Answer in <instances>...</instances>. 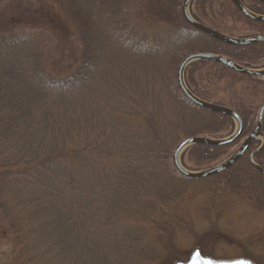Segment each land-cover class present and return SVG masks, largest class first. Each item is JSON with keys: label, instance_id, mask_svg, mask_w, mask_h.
I'll list each match as a JSON object with an SVG mask.
<instances>
[{"label": "trees", "instance_id": "trees-1", "mask_svg": "<svg viewBox=\"0 0 264 264\" xmlns=\"http://www.w3.org/2000/svg\"><path fill=\"white\" fill-rule=\"evenodd\" d=\"M49 1L75 27L76 35L0 30V46L6 51L0 53V239L12 246L14 264H100L101 249L107 245L115 246L117 264L125 256H139L148 245L156 256L146 262H172L175 239L186 219L182 207L189 186L219 178L241 183V169L261 187L257 200L264 206V176L249 161L259 142L236 166L214 178L187 179L173 166L172 154L183 140L217 139L221 132L235 130L230 117L203 113L184 98L177 79L183 59L176 53L188 48L173 52L165 66L157 64L152 73L139 74L128 66L118 70L114 62L99 68L94 65L100 53L95 49L98 26L111 31L114 23L118 44L145 46L149 29L130 12L132 0ZM213 1L193 0L192 16L207 25L198 13ZM10 2L26 3H1ZM247 2L252 12L264 15V3ZM152 6L163 23L199 35L183 17L182 0H156ZM232 7L249 29L264 34V23ZM213 41L215 53L246 68H264V44L237 47ZM152 55L146 50L141 59ZM210 66L215 64L195 61L184 78L194 95L212 102L198 78ZM215 67L264 89V80ZM218 104L239 114L242 135L227 146H191L186 154L195 167L186 164L185 152L181 157L189 171H200L196 169L227 154L256 126L259 112ZM186 110L208 118L188 117ZM254 162L264 170V148Z\"/></svg>", "mask_w": 264, "mask_h": 264}, {"label": "rangeland", "instance_id": "rangeland-1", "mask_svg": "<svg viewBox=\"0 0 264 264\" xmlns=\"http://www.w3.org/2000/svg\"><path fill=\"white\" fill-rule=\"evenodd\" d=\"M31 1L25 0V4H16L15 6L10 5V2L5 6L0 0V30L4 32L13 30L16 34L27 33L30 30H49L60 36L65 33L76 35L75 27L61 15L57 6L49 0ZM155 1L132 0L130 5V12L133 13L140 25L149 29L148 35L144 36V47L136 46L134 42L126 45L118 44L119 38H116L119 30L114 23L111 31L106 25L102 28L98 26V43L95 49H100V53L94 58L95 66L103 69L106 65L114 62L118 70L128 66L134 68L139 74L143 71L152 73L157 64L164 67L173 52L182 48H188L187 51L176 53L177 57H182V59L189 56L190 50L194 48L200 52L215 53L214 41L209 36L200 32L199 35L194 32L190 35L160 21L152 10V4L154 5ZM235 12L228 0H214L205 9L202 8L198 15L203 20L205 19L207 24H214L216 29L230 36L244 37L257 33L249 29L243 22V18L237 16ZM24 42L26 44L27 41L24 40ZM146 50H151L154 56L143 61L142 56ZM5 52V48L0 46V53L4 54ZM116 53H123L126 58L121 57L117 60ZM115 60L117 61L115 62ZM198 78L202 80L205 90L215 103L227 104L234 108L246 107L256 113L259 112L264 102V89L261 85L251 81H237L219 67L204 68L198 74ZM140 80L143 81L141 76ZM180 99L183 100V97ZM185 114L188 117L197 116L202 120L208 118L205 114L198 116L188 110L185 111ZM194 128H196L195 125ZM232 133L231 130H225L216 137L222 139ZM242 142L243 140L239 145L230 149L227 154L196 170L203 171L225 162ZM184 154L186 164L190 168H194V163L188 162L186 151ZM241 170L242 173L239 174L241 183L237 180L236 182L233 180L234 183H231L224 178H219L208 183L189 186L182 207L186 219L175 239L176 251L171 259L172 262L161 260L156 264L187 262L197 248L201 250L202 255L215 260H233L245 257L255 263L264 264V206H261V202L258 203L259 199L257 200L258 193L262 189L252 181L251 174L244 173V169ZM252 189H256V193ZM11 248L12 246L6 239H0V264H14L13 257L10 255ZM114 250H116L114 245L102 248L100 264H117L116 259L113 258ZM141 250L143 251L140 254H143L144 258H139L140 254L128 258L125 256L119 259L120 264H141L142 262L151 264L145 259L156 256L154 252H150L151 247L143 246Z\"/></svg>", "mask_w": 264, "mask_h": 264}, {"label": "water", "instance_id": "water-1", "mask_svg": "<svg viewBox=\"0 0 264 264\" xmlns=\"http://www.w3.org/2000/svg\"><path fill=\"white\" fill-rule=\"evenodd\" d=\"M192 0H184L182 4V14L185 19V21L195 28L196 30L204 33L205 35L211 37L212 39L219 41L223 44L226 45H231V46H237V47H245V46H250V45H256V44H262L264 43V36H256V37H251L247 39H236L230 36H227L225 34H222L212 28H209L205 25H202L198 23L196 20H194L189 12H188V6ZM234 6L248 19L259 22V23H264V16H259L251 13L248 11L244 5L241 3L240 0H230ZM262 3H264V0H258ZM198 60H203V61H208L220 66H224L229 68L230 70L245 75L249 77H264V70H250L247 69L246 67L240 66L234 61L220 56V55H214V54H208V53H196V54H191L187 57L184 58V60L181 62L179 69H178V74H177V79H178V84L179 87L184 95V97L189 100L192 104L195 106L202 108L204 110L210 111L212 113L220 114L223 116L230 117L231 119L235 120L237 122L238 128L237 131L234 135H232L228 139H223V140H212L209 138H204V137H192L184 140L181 142L175 149L173 153V166L175 170L182 175L183 177L191 180H201V179H206V178H211L215 177L217 175H220L229 169H231L238 161L241 160V158L247 153L248 149L250 146L256 142L258 139H262L263 144L262 147L255 151L254 153L251 154V161L253 162V159L255 155L264 147V135L262 133V124H263V116H264V104L262 105L259 116H258V122L255 130L251 133V135L245 140V142L241 145V147L223 164L210 168L208 170L202 171V172H189L186 169H184L181 164H180V155L183 151H185L187 148H189L192 145H203V146H209V147H221V146H227L235 142L241 135L242 133V120L240 119L239 115L234 112L233 110L219 106L216 104H212L206 101H203L199 98H197L192 92L187 88L185 82H184V71L186 67ZM254 163V162H253ZM263 175L264 171L254 165ZM237 262H248V264H254L249 260H240V261H232V262H224V261H215L210 258H204L201 254V251L199 249H196L192 256L191 259L188 263L184 262H177L176 264H237Z\"/></svg>", "mask_w": 264, "mask_h": 264}, {"label": "flooded vegetation", "instance_id": "flooded-vegetation-1", "mask_svg": "<svg viewBox=\"0 0 264 264\" xmlns=\"http://www.w3.org/2000/svg\"><path fill=\"white\" fill-rule=\"evenodd\" d=\"M241 1V3L242 4H244V6L248 9V10H250L249 9V7H248V0L246 1V0H240ZM229 2L231 3V1L229 0ZM232 4V3H231ZM233 5V4H232ZM212 27V26H211ZM212 28H214V27H212ZM214 29H216V28H214ZM216 30H218V29H216ZM219 31V30H218ZM247 36H253V37H256V36H264V34H262V33H255V34H250V35H247ZM263 44V43H262ZM256 45H261V44H256ZM250 46H253V45H250ZM212 54V53H211ZM213 54H216V53H213ZM217 55V54H216ZM215 66H217V65H215ZM258 79H262V80H264V77H262V78H258ZM204 89H205V87H204ZM264 103V102H263ZM260 110V109H259ZM239 115V114H238ZM249 260L248 258H245V257H242V258H237V259H233V260H227L228 262H232V261H240V260ZM190 261V260H189Z\"/></svg>", "mask_w": 264, "mask_h": 264}, {"label": "snow or ice", "instance_id": "snow-or-ice-1", "mask_svg": "<svg viewBox=\"0 0 264 264\" xmlns=\"http://www.w3.org/2000/svg\"><path fill=\"white\" fill-rule=\"evenodd\" d=\"M237 264H248V262H237Z\"/></svg>", "mask_w": 264, "mask_h": 264}]
</instances>
